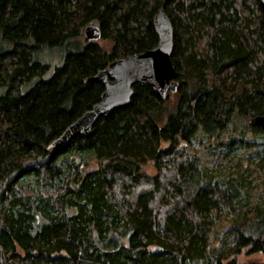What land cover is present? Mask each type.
I'll use <instances>...</instances> for the list:
<instances>
[{
    "label": "trees",
    "instance_id": "trees-1",
    "mask_svg": "<svg viewBox=\"0 0 264 264\" xmlns=\"http://www.w3.org/2000/svg\"><path fill=\"white\" fill-rule=\"evenodd\" d=\"M161 8L177 91L135 84L90 134L53 146L101 101L98 71L158 44ZM89 24L110 50L87 40ZM47 46L66 50L49 77L37 59ZM260 114V0H0V264H264L238 260L264 254V204L221 236L220 211L238 213L243 181L207 182L193 151L264 155V128L250 121Z\"/></svg>",
    "mask_w": 264,
    "mask_h": 264
},
{
    "label": "water",
    "instance_id": "water-1",
    "mask_svg": "<svg viewBox=\"0 0 264 264\" xmlns=\"http://www.w3.org/2000/svg\"><path fill=\"white\" fill-rule=\"evenodd\" d=\"M260 4L264 15V0H260ZM154 26L159 37L158 44L147 51L117 58L108 67L98 71L94 79L105 86L101 101L70 124L55 139L53 146L66 144L81 134H90L100 117L130 103L135 84H148L163 98L170 92L177 91L176 70L171 58L174 49V27L164 8L155 16ZM84 33L90 41H97L102 37L100 26L97 24L86 26ZM250 121L255 126L264 128V114L252 117Z\"/></svg>",
    "mask_w": 264,
    "mask_h": 264
},
{
    "label": "rangeland",
    "instance_id": "rangeland-1",
    "mask_svg": "<svg viewBox=\"0 0 264 264\" xmlns=\"http://www.w3.org/2000/svg\"><path fill=\"white\" fill-rule=\"evenodd\" d=\"M99 45L107 50L112 48V41L105 38L97 40ZM66 50L60 46H47L41 49L37 53V59L42 62L50 64V69L45 74V77H49L55 70L56 67L62 65L64 62ZM35 81V80H34ZM32 81V83L34 82ZM32 83L26 86L23 90H27ZM227 139L230 137L240 138L237 134H227ZM225 138V139H226ZM182 145H185L182 143ZM198 145V144H197ZM163 146H168L167 142L163 143ZM199 149V150H198ZM194 153L201 151L200 164L205 167V174L207 175V182L223 181L238 179L243 181L240 185L242 189V201L241 205L237 208V214L228 215L220 211V219L216 223L215 228L224 234V231L230 226V224L236 220H241L244 215H250L253 213L255 206L260 205L263 207L264 204V155L259 156H248V152L244 149L233 150L226 159L217 161L215 154H209L204 150V144H199L193 149ZM143 170L150 174L155 175L157 173L156 166L153 162L148 163ZM235 182V181H234ZM238 260L242 263L247 262H264L263 253H248L247 249L239 255Z\"/></svg>",
    "mask_w": 264,
    "mask_h": 264
}]
</instances>
